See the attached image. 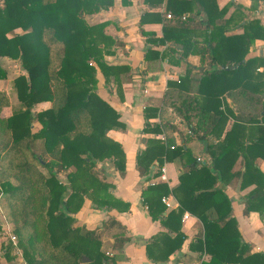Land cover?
Returning <instances> with one entry per match:
<instances>
[{
  "label": "trees",
  "instance_id": "1",
  "mask_svg": "<svg viewBox=\"0 0 264 264\" xmlns=\"http://www.w3.org/2000/svg\"><path fill=\"white\" fill-rule=\"evenodd\" d=\"M1 1L0 57L19 59L26 71V75L11 80V88L19 103L7 117L1 116V111L9 105V98L0 91L1 204L12 223L15 246L20 248L25 264H112L102 252L95 231L73 226L74 217L63 211L76 212L82 204L83 194L89 187L93 188L92 185L103 191L108 187L93 173L96 161L109 158L121 174L125 170V156L120 144L106 135L108 130L122 128L123 124L119 121V114L95 93L97 70L102 73L112 70L105 64L104 54L119 42L104 34L105 22L89 25L85 20V15L107 9L112 0ZM122 2L128 4L125 0ZM172 4L170 2L168 8ZM196 4L197 13L206 14L197 25L209 30L210 68H197L200 73L192 74V84L187 91L171 89L165 98L166 104L183 119L189 133H181L179 147L170 138L166 146L159 140H148L136 160L141 174L149 173L155 160L159 168L164 161L177 158L186 159L188 165V170L179 175L176 187L169 189L159 183L148 185L142 191L149 215L159 218L169 231L153 237L146 246L147 254L152 256L154 250L151 249L158 248L162 256L159 259L152 256L153 260L165 264L168 256L180 249L184 240L180 220L186 210L204 225L203 237H198L194 244L210 258L200 264H264V253L243 256L245 245L239 244L236 230L234 235L231 231L236 228L235 219L230 217L231 201L214 188L215 182L223 178V167L226 165L228 169L233 164L225 162V158L241 147H237V139L231 140L230 132L235 127L212 145L213 139L219 136V129L227 122V113L232 114L229 106L220 99L225 93L232 97L238 110L237 99L249 104L254 101L261 104L259 111L264 110L261 100L264 80L259 95L255 93L257 85L251 82L252 72L261 58L249 55L250 45L262 37L252 31L253 25L246 27L241 34L224 35V26L216 24L219 17L211 10L214 4L209 5L208 0H196ZM191 23L195 22L181 21L180 25H170L165 29L166 38L168 30L197 28ZM260 33H264L263 28L258 30L259 36ZM185 40L181 42L183 46L188 41ZM91 62L96 66L90 65ZM4 77L5 71L0 65V79ZM48 101L51 102L50 108L32 113L35 104ZM149 110L155 111L153 108ZM33 119L41 124L35 132L31 129ZM236 120L233 126L237 124ZM166 125L171 130L177 129L170 123ZM192 139L207 145L212 167L198 163L183 148V144ZM263 143L262 133L251 142L254 146ZM258 149L261 147L245 148L248 152ZM245 166V173L249 174L253 165L245 163ZM59 173H65L69 182L71 191L66 198L67 185L58 179ZM103 193L101 200L94 199L96 203L113 206L108 203L111 196ZM169 193L177 198L180 206L164 215L165 206L161 199ZM256 200L264 201V184H257L251 192L245 212ZM124 205L126 208L127 204ZM211 206L216 218L206 214L205 210ZM13 248L10 241L4 245L8 264L14 258Z\"/></svg>",
  "mask_w": 264,
  "mask_h": 264
},
{
  "label": "crops",
  "instance_id": "2",
  "mask_svg": "<svg viewBox=\"0 0 264 264\" xmlns=\"http://www.w3.org/2000/svg\"><path fill=\"white\" fill-rule=\"evenodd\" d=\"M125 1L128 4H124L122 0H112V5L107 9L85 15L89 25L105 22L104 34L119 42V45H112L109 52L104 54L105 64L112 70L104 71L105 74L97 70L95 93L119 114V121L123 124L122 128L108 130L106 135L120 144L125 156V170L121 174L109 158L96 161L93 173L108 187L104 191L94 188V185L93 188L89 187L76 212L62 209L66 215L74 217L76 222L73 226L95 231L101 242L102 252L111 259L112 264H160L152 257L159 259L162 256L159 249L153 247L152 256H149L146 246L153 241L154 236L169 231L159 218L149 215L141 194L148 185L164 183L169 189L176 187L179 175L188 170V165L185 163L186 159L177 158L164 161L159 168L155 160L149 173L141 174L136 164L137 155L146 148L148 140H159L166 146L170 138L179 147L182 144L181 133H189L183 119L171 105L166 104L165 98L171 89L187 91L192 84V74L199 71L197 68H210V56L207 52L209 30L198 28L197 21L205 19L206 14L197 13L196 0ZM168 2L173 3L172 7L168 8ZM208 3L214 4L211 10L219 17L216 24L224 26V35L241 34L246 27L253 25L252 31L257 37H262L256 38L249 47L251 57L261 58L251 77V82L257 85L255 88L258 87L255 93L259 95L264 80V33L259 36L258 30L264 29V0H208ZM181 21H194L191 26L197 28L168 30L166 38L165 29L170 28V25H180ZM161 39L164 41L161 42ZM185 39L189 42H185L183 46L181 42ZM0 65L12 68L14 76L11 80L18 75H26L19 59L0 57ZM90 65L96 66L94 62ZM192 68L195 69L193 73ZM195 85L194 82L193 88ZM5 90L0 88V91L8 95L9 105L2 109L1 116L7 117L19 102L15 92L14 99H11ZM261 95L264 107V92ZM220 99L229 106L232 114L227 113V122L219 129V136L213 139L212 145H216L227 130L235 127L230 132L231 140L234 142L237 139V147H241L225 158V162L231 161L233 164L228 169L226 165L223 167V178L215 182L214 188L231 201L230 217L236 221V228H231V231L233 235L238 233L239 244L245 245L243 256L264 253V201L256 200L251 203V209L245 212L251 192L256 189L257 184H264V143L257 146L251 144L261 133L264 135V110L259 111L261 104H255L254 101L249 104L237 99L240 107L238 110L235 101L227 93ZM50 106L49 101L40 102L31 110L35 113ZM223 107L222 104L221 109ZM149 108L155 109L154 113ZM234 116L239 118L236 120ZM253 119L258 121L249 122ZM235 120L238 121L237 127L232 125ZM167 123L177 129L171 130ZM40 128L41 124L33 119L32 132ZM247 146L261 149L248 152L245 150ZM183 148L198 163L212 167V156L205 143L192 139L183 144ZM245 163L253 165L249 168V174L245 173ZM158 168L159 173L156 174ZM57 177L67 185L64 194L66 198L71 191L68 179L65 173H59ZM103 192L111 196L108 197V203L113 206H100L96 203L95 200L100 199ZM1 196L0 190V264H8L4 257V245L8 241L14 245V258L10 264H25L20 248L15 246L16 240H10V235L15 234L12 223L4 213ZM161 201L165 206L164 215L180 206L172 193L163 196ZM124 204H127L126 208ZM205 211L210 218H216L213 206ZM180 223L184 240L180 249L170 254L164 263L200 264L208 261L209 254L199 251L194 244L198 237H203L202 221L185 210ZM83 262L86 263L87 259L84 258Z\"/></svg>",
  "mask_w": 264,
  "mask_h": 264
},
{
  "label": "rangeland",
  "instance_id": "3",
  "mask_svg": "<svg viewBox=\"0 0 264 264\" xmlns=\"http://www.w3.org/2000/svg\"><path fill=\"white\" fill-rule=\"evenodd\" d=\"M1 4L2 1L0 0V5ZM2 68L5 71V77L1 79L2 81L0 82V88L3 90L7 89V91L6 90L5 91L8 92L9 97L11 99H14L15 95H14V91L11 88V83H10L11 78L14 76L13 70L12 68H8V65L3 66Z\"/></svg>",
  "mask_w": 264,
  "mask_h": 264
},
{
  "label": "built area",
  "instance_id": "4",
  "mask_svg": "<svg viewBox=\"0 0 264 264\" xmlns=\"http://www.w3.org/2000/svg\"><path fill=\"white\" fill-rule=\"evenodd\" d=\"M168 17H170V15H168ZM163 201H165V199H163ZM10 240L12 242H14L16 240L15 236L14 235H10Z\"/></svg>",
  "mask_w": 264,
  "mask_h": 264
}]
</instances>
